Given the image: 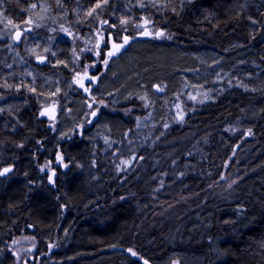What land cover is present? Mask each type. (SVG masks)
<instances>
[{
  "label": "trees",
  "instance_id": "obj_1",
  "mask_svg": "<svg viewBox=\"0 0 264 264\" xmlns=\"http://www.w3.org/2000/svg\"><path fill=\"white\" fill-rule=\"evenodd\" d=\"M33 5L47 19L32 44L51 33L57 60L31 77L1 19L25 24ZM64 22L87 38L100 29L107 43L144 28L166 33L134 39L125 66H97L95 104L120 125L115 142L87 135L90 126L74 130L88 118L69 85L75 57L58 32ZM180 51L233 62L188 88L179 67L177 91L155 100L161 117L144 124L148 97L119 90L129 78L152 85L160 60L170 75ZM103 76L117 77L107 91ZM0 92L13 99L0 105V168L14 166L0 176V264H264V0H0ZM47 93L58 105L53 127L37 110ZM57 153L64 161L50 182L44 167Z\"/></svg>",
  "mask_w": 264,
  "mask_h": 264
},
{
  "label": "rangeland",
  "instance_id": "obj_2",
  "mask_svg": "<svg viewBox=\"0 0 264 264\" xmlns=\"http://www.w3.org/2000/svg\"><path fill=\"white\" fill-rule=\"evenodd\" d=\"M250 1V0H249ZM40 8H35L30 13L31 16L26 20L25 24L21 23H14L12 19L3 18L1 19V25H2V33L1 36L3 40L8 41V46H10L13 50H15V54L18 58V66L20 67V71L22 72V75H29L31 77H34L35 71L38 70L36 64L33 62L30 63L28 57H31V60L33 61L34 58L40 57V56H46L48 58V62L44 65H49V68H55L56 67V60L57 58V52L53 49L52 41H51V33H48L46 36L47 42H43L42 44L36 43L35 46L32 44V40H36L37 36L34 35L33 37H30V33L33 32L35 26L36 27H42L47 15V11H45L46 8L43 6ZM41 10V11H40ZM31 20V23H28V21ZM8 21H11L12 23H8ZM20 28L24 32L21 35L20 41L18 43H15L13 41V32L15 29ZM53 29L52 26L48 27V29ZM64 29H67V31H64ZM54 31V30H53ZM163 32V36H156V32ZM58 32H60L68 41L70 42L72 46V52L75 57V71L69 78V85L73 86L75 91L77 93H80L78 89L79 83L76 81L83 77L84 73L87 72V76L89 78L96 77L97 79L94 80V82L98 83L99 78L101 75L96 74L95 71L97 70V66H101L103 69H105L107 66H125V63L129 60L128 54H130L131 50H134L140 42L133 41L134 39H150V40H157L156 42H161L163 39H166V33L162 30H154L152 28H144V30L138 34L136 37H131L127 34H123L120 36L119 39H116L119 41V44L123 43V38L125 36H128L129 42L124 45L123 48L120 49L118 53L115 55L109 57L107 55V51L109 49V44L106 42V39L102 33V30L100 29H94L91 37L87 38L82 36L81 34L77 33L76 31L72 30L70 26L68 25V22L59 23L58 24ZM144 32H150L152 35H143ZM71 33V35H69ZM33 34V33H32ZM137 42V43H136ZM43 48V51H39L38 47ZM53 49V52L50 54V50ZM47 50V51H44ZM58 50V49H57ZM60 50V49H59ZM181 52V51H180ZM48 55V56H47ZM90 56L92 59L88 60L86 57ZM180 57H183L181 60L178 58V56L174 57L172 60L173 62L171 64H174V61H178L179 66L173 68L172 73L170 75L165 74V76H162V70L166 69L164 68L167 64L165 61H159L160 68L157 70L158 75L154 79L155 82L150 84L151 79H147L144 81L141 80H134L133 78H129V86L125 84L123 90H119L120 93H126L130 92V90L138 91L141 90L149 99V105L152 106V111H149V113L143 117V123H155L160 117V113L158 112V106H157V99H159L163 94L170 93L171 91H177L176 88L179 86L177 83L174 84V81L178 79V72L179 67H182V73L180 75L183 82L186 81L185 88H188L190 84L197 85H203L204 83L208 84L209 76H211L212 79L218 77H223L222 74H228L229 70L226 72V65L231 66L233 60H223L218 55H216L213 51H203L201 54L198 53H189V52H181L179 54ZM107 60V65L104 64V61ZM164 62V63H162ZM166 63V64H165ZM99 64V65H98ZM131 64V63H130ZM162 64V65H161ZM181 64H183L181 66ZM229 68V67H227ZM177 69V70H176ZM230 70L234 72H239L240 70L229 68ZM129 70V69H128ZM236 70V71H235ZM51 71V70H50ZM54 71V69H53ZM79 74V75H77ZM150 76V75H149ZM129 77V76H128ZM50 78V76H48ZM47 78V79H48ZM111 78V79H110ZM117 77H102V90L107 91V88L110 86H114V80ZM87 79H84L83 82L88 83ZM158 80V82H156ZM172 80V81H171ZM22 84V83H21ZM98 85V84H97ZM96 85V87H97ZM108 86V87H106ZM94 87L92 93L88 98H82L84 103L83 107V114L88 118V126H85L84 124H79L76 129L78 134H85V131L89 128L88 134L90 136L96 137L98 140L101 141V143L108 144L109 142H115L116 141V133L120 129V125H115V119L113 118V115L108 116L107 114L100 113V106L95 104L96 95L100 94V91H97ZM84 88H88V86H84ZM92 88V87H91ZM116 88V87H115ZM7 90V88H5ZM56 91L58 92L60 90V86L56 85ZM79 90V91H78ZM56 91L53 92V94L47 93L45 95L44 100L46 102H42V104L38 107V112L41 114V110L43 109H50L55 108L58 112V105L55 104L57 101L55 99H52L50 97L56 96ZM70 91V90H69ZM68 91V93H69ZM196 91L193 90L192 93L193 98L198 99V94L195 93ZM121 95V94H120ZM50 96V97H49ZM205 98H211L213 97L212 92H208L204 94ZM66 101L71 100L73 102L79 101V99L73 98L70 94L69 96H65ZM5 100L4 103H8V101H11L10 98H7L6 95L0 92V105ZM95 104V105H94ZM95 112L96 115L93 116L92 113ZM82 118V117H81ZM83 119V118H82ZM47 121V120H46ZM52 123L53 126L57 125V123H54V121L50 120L47 121V125ZM54 123V124H53ZM52 126V127H53ZM58 159L57 162L53 161H46V165L44 167V170L49 173L50 182H53L54 180V173L56 172V167L58 165H62L64 161V156L61 153H57L56 155ZM4 158L0 157V162L3 161ZM47 178V180H48ZM9 179H12L11 177ZM27 258L24 259L25 264H27ZM171 263V262H170ZM149 264V263H148ZM163 264V263H159Z\"/></svg>",
  "mask_w": 264,
  "mask_h": 264
},
{
  "label": "snow or ice",
  "instance_id": "obj_3",
  "mask_svg": "<svg viewBox=\"0 0 264 264\" xmlns=\"http://www.w3.org/2000/svg\"><path fill=\"white\" fill-rule=\"evenodd\" d=\"M105 2H106V0H105ZM32 7H36V5H33ZM96 7H100V4H97ZM89 15H91V12H89ZM8 23L11 24L12 22H11V21H8ZM28 23H31V20H29ZM105 23H107V22H105ZM122 23H126V21H123ZM64 31H67V29H64ZM142 34H143V35H152V33H150V32H144V33H142ZM20 35H21V33L17 32L15 38H16V39H19V38H20ZM69 35H71V33H69ZM155 35L159 37V36H163L164 33L158 31V32L155 33ZM129 39H130L129 37L125 36V37L123 38V43H121V44H115V43H113V45H112V51H109V52L107 53V55H108L109 57H111V56L115 55L116 53H118V52L120 51V49L123 48L124 45L127 44V43L129 42ZM104 64L107 65V60L104 61ZM77 75H79V74H77ZM87 78H88V76H87V72H85L84 75H83V77H81L80 79H78L76 82L79 83L80 86L83 88V87H84L83 80H84V79H87ZM95 79H97V78H96V77H91V80H95ZM84 90H85V91H88L89 89H88V88H84ZM44 114H45V113H43V112L41 113V115H44ZM92 115L95 116L96 113L93 112ZM249 131H250V130H249ZM58 159H62V158H58ZM125 163H128V162L126 161ZM9 171H11L10 168H5V169H3L2 172H0V175H4V174H6V173L9 172ZM128 251L131 252L132 255H136V253L133 252L131 249H129ZM145 264H147V261H145Z\"/></svg>",
  "mask_w": 264,
  "mask_h": 264
},
{
  "label": "water",
  "instance_id": "obj_4",
  "mask_svg": "<svg viewBox=\"0 0 264 264\" xmlns=\"http://www.w3.org/2000/svg\"><path fill=\"white\" fill-rule=\"evenodd\" d=\"M17 32L21 33V35H22V31L20 29H17V30L14 31V33H13V40H14L15 43H18L20 41V38H21V35H20V38L19 39H16L15 38ZM113 43L119 44V42L116 41V40L115 41H111L110 44H109V49H108L107 53L109 51H112V45H113ZM46 61H47V58L45 56L37 57L34 60V62L37 63V64H44V63H46ZM42 112L45 113L44 116L46 118H49V115H51L52 117H55V112H54L53 109H49V110L43 109ZM5 168H10L11 171L7 172L4 175H0L1 177H7L8 175H10L14 171V166L13 165H10V166H4L3 168H1L0 172H2L3 169H5Z\"/></svg>",
  "mask_w": 264,
  "mask_h": 264
},
{
  "label": "flooded vegetation",
  "instance_id": "obj_5",
  "mask_svg": "<svg viewBox=\"0 0 264 264\" xmlns=\"http://www.w3.org/2000/svg\"><path fill=\"white\" fill-rule=\"evenodd\" d=\"M99 65V64H98ZM87 82L88 83H85V82H83V84H84V86H88V91H85L84 90V87L82 88L81 86H80V84H79V86H78V89L79 90H81V91H79L80 93H77L76 91H73L75 94H77L76 96L78 97V98H85V100H86V98H88V96H90L91 95V93H92V91H93V89H94V87H96V82H94V80H91V78H89V79H87ZM92 87V88H91ZM91 92V93H90ZM48 121H50V120H48ZM46 124H47V121H46Z\"/></svg>",
  "mask_w": 264,
  "mask_h": 264
}]
</instances>
